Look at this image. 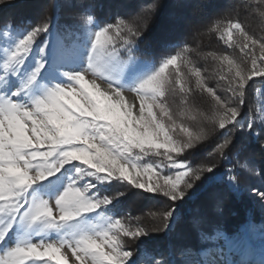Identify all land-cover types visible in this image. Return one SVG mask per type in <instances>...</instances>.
<instances>
[{"label": "snow or ice", "instance_id": "obj_1", "mask_svg": "<svg viewBox=\"0 0 264 264\" xmlns=\"http://www.w3.org/2000/svg\"><path fill=\"white\" fill-rule=\"evenodd\" d=\"M3 3L5 0H0ZM232 27L240 29L248 39L238 22ZM62 31L65 38H60L52 17H48L43 26L37 25L0 49V241L17 218L28 225L41 222V231L61 228L91 213H98L99 219L47 238L52 242L41 238L39 247H43V252L25 236L15 246L7 247L4 255L9 258L7 264H49L31 260L34 255H47L56 264H68L61 249L71 248L74 264H138L140 242L149 233L142 227H125L119 219L113 223L111 216L103 219V208L119 196L100 198L99 192L92 191L97 183L118 181L127 187L162 195L173 205L163 213L164 230H168L178 205L185 203L205 178L210 183L223 181L231 186H235V180L224 174L217 176L219 164L197 167L177 164V159H184L180 153L193 149L202 140L199 134H188L178 142L170 134L175 122L164 103L170 84L166 69L176 63L179 53L162 59L158 67L155 61L138 58L136 52L145 30L126 29L119 17L114 23H98L86 11ZM41 36L42 46L38 43ZM251 43L255 45L257 41ZM247 47L245 44L244 48ZM259 47L264 53V43ZM258 61L264 64V56L255 57L253 53L252 68L247 69L251 75L246 76L245 69H240L234 83L229 82L235 106L223 103L224 113L218 127L219 135H225L229 128L233 131L213 149L220 160H225L234 148L237 159L244 153L247 145L237 141L238 134L250 138L264 153V131L256 130L255 120L245 121L243 111L246 89L256 77L264 80V71L256 67ZM66 67L69 70L61 71ZM149 69L150 74H146ZM88 75L93 78L87 79ZM196 76H200L198 71ZM121 78L128 83H121ZM104 84L107 88L101 90ZM197 84L203 86L200 80ZM29 89H33L30 94ZM125 89L140 100L138 116L124 104ZM207 91L215 96L213 89ZM141 154L165 157L175 170V178L165 175L160 183L159 174L152 172L153 165L140 163ZM134 158L137 162L129 164ZM70 162L82 163H78L74 177L53 199L30 192L34 184ZM261 172L264 173V168ZM252 191L264 204V192ZM125 238L136 241V248L125 247ZM223 239L226 247L233 246L231 238ZM216 251L222 258L225 249ZM156 255L161 258L154 259V264H180L163 259L162 253ZM211 264H217V260Z\"/></svg>", "mask_w": 264, "mask_h": 264}, {"label": "trees", "instance_id": "obj_2", "mask_svg": "<svg viewBox=\"0 0 264 264\" xmlns=\"http://www.w3.org/2000/svg\"><path fill=\"white\" fill-rule=\"evenodd\" d=\"M86 11L98 23H114L119 17L126 29L145 30L140 50L136 52L141 59L159 62L168 55L186 52L189 47L201 70L204 69L210 78L216 77L214 85L219 84L221 89L228 91L229 82L234 83V79L223 74L224 59L231 57L236 62L243 59L242 66L247 70L253 53L256 56L259 49L251 43L248 54H245L242 46L249 40L244 35L240 46L226 45L220 38L219 27L238 22L248 36L260 41L264 39V0H5L0 4V27L34 28L43 26L47 18L52 17L53 26L64 34L63 27L74 24L76 18ZM182 56L184 65L187 55L183 53ZM183 71L186 79L179 86H170L164 101L175 108L177 115L182 114V119L185 116V126L193 130L194 135H201L202 140L193 149L180 154L184 159L178 160L193 167L219 164L217 176H226L227 169L233 168L238 192L223 181L210 183L205 178L187 201L178 205L171 227L164 230L163 213L170 211L173 205L162 195L136 190L118 181H112L105 190L111 198L119 196L112 201V210L125 224L137 225L149 233L142 238L140 249L159 251L177 262L178 256L185 252L197 253L205 249L216 233L231 234L249 218L259 222L261 215L248 193L252 189L264 192V173L261 172L264 153L250 138L238 134L237 141L247 145L239 159L235 156L236 148L225 160L213 154L216 144L233 130L229 128L225 135H219L223 110L221 103L206 91L208 77L204 81L188 69L183 68ZM217 75L224 76V79ZM198 80L202 87L197 84ZM260 85L261 82L254 80L246 89L244 117L256 114L255 92ZM224 96L235 106L231 91ZM239 146L238 143L237 148ZM124 243L125 247L135 249L137 242L125 238Z\"/></svg>", "mask_w": 264, "mask_h": 264}, {"label": "rangeland", "instance_id": "obj_3", "mask_svg": "<svg viewBox=\"0 0 264 264\" xmlns=\"http://www.w3.org/2000/svg\"><path fill=\"white\" fill-rule=\"evenodd\" d=\"M235 23L236 22L225 23L219 27L220 38L226 45L230 47L240 46V44H242L241 42H242L243 35L241 34L240 29H234L232 27V25ZM31 29L32 28H25V27L16 28L11 25H5V26L0 27V49H2L5 45H10L13 40H18V38H22L21 34H26L27 31ZM54 30H57L59 32L60 38H65V34H62L55 27H54ZM247 37L249 40V43H248L249 46L247 48H244V46H242V49L245 52V54H248L251 48L250 44L252 40H255L253 37H250L248 35ZM43 39H44L43 36L38 38V43L40 46H42L43 44ZM255 41H257L255 45L259 49V54H256L255 57L264 56V53L261 52L260 47H259L260 43H264V39H262V41L260 40H255ZM178 53L179 55H178V59L176 63L173 65H170L166 69L168 79L170 80V84L168 88L173 85L179 86L183 82V80L186 79L183 68L186 69V71L187 69L188 71H192L194 75H196V72L198 71L200 73L199 79H203L205 81L208 75H206V72L203 71L204 69L201 70V67L199 66V64L195 63L194 59L192 58V55L194 54L193 51H191V49L188 47L186 49V52L185 51L183 52L184 54L187 55V59L185 60V62H183L184 65L186 66H184L181 61L183 57L182 56L183 53L177 52L171 55H176ZM171 55H168L164 58L170 57ZM209 56H212V54H210ZM247 59H248V56H247ZM252 59L248 62L249 69L252 68V63H251ZM142 60H146V59H142ZM242 60L241 62H236V60L231 57L225 58L224 67L222 68L223 74L235 79L236 72L240 69H245L244 74L246 76H250L251 73L247 71L245 67L242 66L243 64ZM146 61H149V60H146ZM229 61H232V63L230 64ZM159 62H156L157 67L159 66ZM28 64L29 65L31 64V58H29ZM189 67H190V70H189ZM256 67L260 71H264V64H261L259 61L257 62ZM67 70L69 69L66 67L62 69L61 71H67ZM150 71L151 69H149L146 74H150ZM217 76H219L220 79H224V76L222 75H217ZM86 78L91 80L93 77L91 75H88ZM213 79L214 81H216V77L207 78L206 85H209V86L206 89L208 88L213 89V92L215 93L214 97L216 98V100H217V97L219 98V100L217 101L218 103H221V106H222L221 109L223 110L221 115H223L224 113L223 103L227 102L229 105H231V102L226 100V98H224L225 97L224 95H228L230 91H228L225 88L221 89L220 85L217 83H216L217 85H214ZM254 80H256L257 82H261V85L257 88L255 92L256 114L254 116H246L244 117V120L245 121L249 119L255 120L256 130H259L260 128L264 129V121H262V118H264V80H261L259 77H256ZM97 83L98 84L100 83V79L97 80ZM121 83H128V81H125L123 80V78H121ZM105 88H107L106 84L102 85L101 90H104ZM28 91L30 94L33 91V89H29ZM123 95H124V104L132 108L133 115L138 116L139 107H140L139 98L136 97L135 93L130 92L127 89H125ZM21 96H23V94H21ZM20 98L21 97H17V99H20ZM165 104L168 106V110L171 112L173 116V120L175 122L174 131H172L170 134L173 135L178 142L186 139L188 134L194 135V131L185 126V122H184L185 116L183 115L184 117L182 119V114L177 115V113H175L174 111L175 109L174 107L169 106L167 103ZM221 109L220 111H222ZM155 111H157L158 113L159 110L157 109ZM189 117L190 116H188V118ZM163 119L166 124L169 123L166 117H164ZM30 127H31V124L29 122V128ZM181 128L187 129V132L181 131ZM45 150L47 149L45 148ZM160 151L163 152L164 150L161 149ZM173 156L175 157L176 154H173ZM135 162L137 161L134 158L133 161L129 162V164L135 163ZM78 163H82V162H78ZM78 163L70 162V163L65 164L59 169V171L46 177L45 180L38 181L36 184H34L30 192L35 193L36 195L40 197L53 199L70 182V179L74 177L75 175L74 168L76 166H79ZM140 163L153 165L152 172L159 174L160 183H163V177L165 175L170 176L173 179L175 178V170L170 164H167L166 159L163 156H156L154 154L143 156V154H141ZM179 163H186V162H181L177 159V164ZM227 171L228 172L226 174V177L230 176L235 180V178L233 177V172H234L233 168L230 167L227 169ZM141 172H143L142 169H141ZM152 178L153 180H155L156 175H153ZM144 179H147V176H144ZM79 184L82 185L83 181H80ZM109 184L110 183H106V184L97 183L96 188L92 189V191L99 192L100 198H103L104 195H107L105 193V190L108 188ZM228 187L238 192V186H237L236 180H235V186L228 185ZM133 189H136V188H133ZM136 190H139V189H136ZM258 192L260 191L258 190ZM248 194L253 199L254 205L257 206V211L261 215V220L259 222H254L251 218H249L245 224L241 225L237 230H235L231 234H226V233H221V232L216 233L214 236L210 238L211 243H209V245L205 249H201L197 253L185 252L184 254L178 256V258H180L178 262H180V264H211V262L214 259H216L217 264H264V204L261 203L258 195L254 194L253 191H250ZM53 204H54V201H53ZM103 211L105 212L103 219H107L108 216H111L113 223H115L117 219L121 220V218L118 217L115 214V212L112 210V203L104 207ZM97 215L98 213L87 214V215L77 218L74 221L68 222L67 225L62 226L61 228L47 229L44 231H41L43 227L41 222H35L31 225H28L23 220L17 218L15 221H13V223L9 227L4 240L0 241V261H3L4 264H7V261L9 258L4 255V250L7 247L15 246V244L22 237H25V236L28 237L33 244H36L38 246V251L43 252V247H39L42 244L41 238L44 237L45 241L52 242L51 240H48L47 238L56 237L59 234L70 230L73 226L77 224H90L94 222L96 219H99L97 218ZM3 219L6 223V218H3ZM121 222L125 225V227H130L132 229L139 227L137 225L132 226L130 224H125L122 220ZM224 237L231 238L233 240V246L231 248H228L225 246L224 239H223ZM57 246H59L58 243H57ZM219 248L225 249L222 258H220V254L216 251ZM61 253L64 256L68 257V264H74L75 257L71 255V248H62ZM157 253H159V251L149 252L146 249H140V254L136 257L138 264H154V259L161 258L160 256L156 255ZM162 258L165 260H172L170 255H163ZM30 259L36 262L43 260V261H48L49 264H56V262L54 260H51L50 257L47 255L42 256V257L34 255Z\"/></svg>", "mask_w": 264, "mask_h": 264}]
</instances>
